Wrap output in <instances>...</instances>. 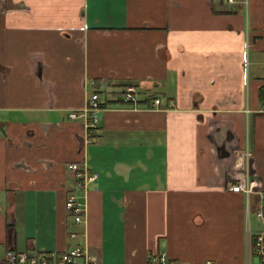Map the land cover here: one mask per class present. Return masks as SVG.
I'll use <instances>...</instances> for the list:
<instances>
[{"label": "crops", "instance_id": "obj_1", "mask_svg": "<svg viewBox=\"0 0 264 264\" xmlns=\"http://www.w3.org/2000/svg\"><path fill=\"white\" fill-rule=\"evenodd\" d=\"M262 87L264 0H0V261L84 228L101 264H248L256 198L226 183L250 166L264 188ZM94 91L90 130L68 114ZM79 161L99 174L81 226Z\"/></svg>", "mask_w": 264, "mask_h": 264}, {"label": "built area", "instance_id": "obj_2", "mask_svg": "<svg viewBox=\"0 0 264 264\" xmlns=\"http://www.w3.org/2000/svg\"><path fill=\"white\" fill-rule=\"evenodd\" d=\"M229 1L236 2L237 0ZM93 83L96 85L95 82ZM138 88V86L131 84L123 90V101L132 104L134 108H139L140 105V89ZM161 100V98L155 97L152 108H160ZM102 109L103 104L100 99V92L94 91L84 108L71 110L68 115L71 119H82L85 126L92 130L98 126L99 114ZM247 155L249 158L251 152L247 151ZM68 168L74 175L77 189L67 196V212L76 225H85L88 205L77 190L83 191L86 197L90 185L97 181L99 174L91 170L84 161L72 162L68 165ZM226 189L245 193L248 197L249 209L251 202L253 205L256 198L254 213L262 229L255 236L252 231L249 232L250 260L248 259V264L253 263L251 261L253 257H257L259 264H264V188L262 181L249 166L242 174L229 178L226 183ZM82 229L81 231H70L69 237L72 244L65 250L50 252L20 251L16 247L10 246L7 248L0 264H101L100 259L87 244L86 230ZM147 264H179V262L172 258L166 250H161L153 253ZM207 264H214V261L209 260Z\"/></svg>", "mask_w": 264, "mask_h": 264}, {"label": "rangeland", "instance_id": "obj_3", "mask_svg": "<svg viewBox=\"0 0 264 264\" xmlns=\"http://www.w3.org/2000/svg\"><path fill=\"white\" fill-rule=\"evenodd\" d=\"M253 212H252V215H251V224L254 226V224H255L256 221H255V218L253 216Z\"/></svg>", "mask_w": 264, "mask_h": 264}, {"label": "trees", "instance_id": "obj_4", "mask_svg": "<svg viewBox=\"0 0 264 264\" xmlns=\"http://www.w3.org/2000/svg\"><path fill=\"white\" fill-rule=\"evenodd\" d=\"M261 92H262V94H263V92H264V87H262L261 88ZM260 231H261V229H260ZM257 233L256 232H253V235L255 236Z\"/></svg>", "mask_w": 264, "mask_h": 264}]
</instances>
